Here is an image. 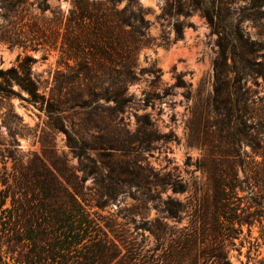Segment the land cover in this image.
I'll return each instance as SVG.
<instances>
[{"label":"rangeland","instance_id":"obj_1","mask_svg":"<svg viewBox=\"0 0 264 264\" xmlns=\"http://www.w3.org/2000/svg\"><path fill=\"white\" fill-rule=\"evenodd\" d=\"M72 1L48 0V4L67 17ZM139 2L146 24L135 33L139 37L135 78L127 83L129 102L123 110L111 101L95 99L87 107H64L50 116L47 104L32 103L26 93L0 96V170L12 172L19 162L43 151L49 157L54 152L67 155L70 164L78 166L64 130L51 128L60 118L65 129L93 147L84 160L87 172H77L86 202L94 206L92 212L116 223L129 247L161 249V240L150 229L161 234L165 228L168 246L187 227L196 231L199 245L224 250L232 264H264V184L255 179L257 174L264 177V139L257 140L261 146L255 143V136L264 131V0H213L230 43L237 47L228 62L239 61L241 69L230 75L229 122L213 103L214 64L221 58L217 30L199 11L178 15L182 4L190 11L187 0ZM129 3L122 0L118 10L127 8L125 17L133 12L138 16ZM46 16L54 18L50 12ZM65 34L63 29L56 43L37 52L25 53L0 40V68L18 66L19 56L23 59L28 53L36 59L32 72L40 92L47 98L54 91L56 97L72 99L89 83L83 81L86 70L79 62L106 61L108 67L97 65L93 74L106 77L102 91L112 90L113 67L105 54L88 41L77 51L71 49L74 43ZM179 78L186 87L177 85ZM84 99L91 100L87 95ZM240 106V114L247 110L245 123L238 119ZM243 131L249 133L247 138ZM220 162L229 186L221 210L224 217L217 222L214 200ZM233 168L239 180L235 188L230 185ZM173 184L186 191L175 193ZM168 201L179 203L178 221L166 212ZM1 204L0 198V219L12 207L11 198ZM246 215L253 219L252 225L241 226L234 218ZM111 237L115 238L112 232ZM14 249L17 253L4 254L3 261L14 262L22 251Z\"/></svg>","mask_w":264,"mask_h":264},{"label":"trees","instance_id":"obj_2","mask_svg":"<svg viewBox=\"0 0 264 264\" xmlns=\"http://www.w3.org/2000/svg\"><path fill=\"white\" fill-rule=\"evenodd\" d=\"M121 1L73 0L66 17L61 9H51L48 0H0V40L10 48L22 49L25 53L37 52L56 43L65 29L64 38L68 37L66 39L74 43L71 49L79 50L85 41L94 44L105 54L104 58L109 61L114 73L110 78L112 90L104 88L102 91L106 77L93 72L97 65L108 67L107 62H96L94 59L80 61L79 66L86 70L83 81L89 82L86 90L80 91L72 99H68L67 95L56 97L54 91L47 98L46 94L40 92L33 76L32 66L36 59L27 53L23 59L19 56L18 66L0 68V96L9 98L26 93L32 103L47 104L50 116L63 112L64 107H87L95 99L111 101L117 110H123L129 102L127 83L135 78V44L139 40L135 33L141 31L139 29L144 27L146 21L139 0H130L131 11L139 13L137 16L133 12L132 17H125L127 8L118 10ZM187 1L186 8H190V11L185 10V4H182L177 14L188 17L191 12L199 11L219 34L221 58L214 64L213 103L216 111L221 112L220 116L224 115L225 121L229 122L232 108L228 103L233 100L230 75L239 74L241 69L239 61L233 60L229 64L228 59L231 53L237 51V47L230 43L229 35L222 26V14L216 10L213 0ZM48 12L54 16L53 19L46 16ZM177 30L181 34V25ZM177 85L186 87L182 78L178 79ZM15 87L20 93L15 91ZM85 95L91 100H85ZM236 111L240 114L241 106ZM244 111L238 119L245 123L247 110ZM227 126L230 129V123ZM51 128L53 131L64 130L70 152L73 158L78 159L79 165L72 166L67 155L60 157L54 152V156L49 157L43 151L42 155L34 153L27 162H19L12 172L0 170L1 205L8 198H11L12 204L0 219V264H9L3 261L4 254L14 255L17 253L16 247L22 251L12 264H232L224 250L199 245L196 231L190 232L187 227V232H183L177 240H171L168 246L165 245L168 235L165 228L161 229V234L150 229L161 240V249L129 247L116 230L115 221L113 224L98 212H92L94 206L88 205L82 191L77 172H87L84 160L93 147L79 138L76 132L65 129L60 118ZM244 134L246 138L249 136L247 132ZM258 139H264V131L255 136V143L261 146ZM223 167L224 163L220 162L214 200V218L217 222L224 217L221 210L226 205L225 189L229 186ZM232 173L230 185L235 188L239 180L234 168ZM255 179H261L264 184L261 174H257ZM247 180H250V176ZM171 188L175 193L186 191L179 184H173ZM176 206L179 203L168 201L165 208L170 218L178 221L180 209ZM205 212L200 216L203 220L207 218L208 212ZM234 218L241 226L254 223L249 215ZM111 232L116 239L111 237ZM5 247L7 249L4 250Z\"/></svg>","mask_w":264,"mask_h":264}]
</instances>
